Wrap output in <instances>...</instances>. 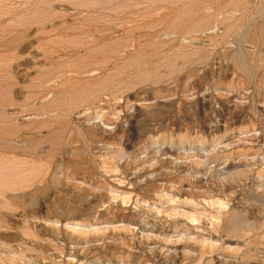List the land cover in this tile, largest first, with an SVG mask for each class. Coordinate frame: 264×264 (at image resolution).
Here are the masks:
<instances>
[{
	"label": "rangeland",
	"instance_id": "1",
	"mask_svg": "<svg viewBox=\"0 0 264 264\" xmlns=\"http://www.w3.org/2000/svg\"><path fill=\"white\" fill-rule=\"evenodd\" d=\"M0 264H264V0H0Z\"/></svg>",
	"mask_w": 264,
	"mask_h": 264
}]
</instances>
